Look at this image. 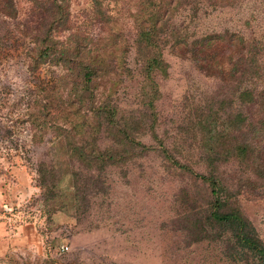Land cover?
Returning <instances> with one entry per match:
<instances>
[{
  "label": "rangeland",
  "instance_id": "obj_1",
  "mask_svg": "<svg viewBox=\"0 0 264 264\" xmlns=\"http://www.w3.org/2000/svg\"><path fill=\"white\" fill-rule=\"evenodd\" d=\"M12 1L0 0V264H250L226 230L209 229L202 241L191 231L209 195L208 183L197 177L208 172L201 122L210 114L217 129L226 127L230 109L221 108L222 101H234L235 114L243 89L237 80L199 70L201 53L194 55L192 43L216 32L240 33L263 47L262 68L264 0H171L162 36L167 69L152 72L157 90L145 71L150 52L138 41L141 0H103L104 21L91 0H70L85 52L107 64L95 80L93 104L118 106L150 124L147 101L156 103L157 138L138 135L154 149L106 171L71 159L66 136L73 131L64 117L73 112L74 81L56 66L30 69L37 50L33 0ZM217 52L228 67L231 51ZM34 117L47 122L41 135L22 120ZM99 136V146L112 145L105 131ZM233 159L222 175L240 188L241 208L264 242V175Z\"/></svg>",
  "mask_w": 264,
  "mask_h": 264
},
{
  "label": "trees",
  "instance_id": "obj_2",
  "mask_svg": "<svg viewBox=\"0 0 264 264\" xmlns=\"http://www.w3.org/2000/svg\"><path fill=\"white\" fill-rule=\"evenodd\" d=\"M8 1L13 4L12 0ZM91 2L95 17L104 21L106 19L104 1ZM171 2L141 0L142 10L139 13L141 18L139 22L137 21L140 23L138 41L143 49L150 52L145 64L148 83L156 90L157 84L152 72L155 69L166 72L168 65L162 56V36L166 38L168 18L164 12L166 13ZM33 4L37 19L36 27L30 29L37 33V50L31 54L30 69L35 72L42 64H48L51 68L56 66L66 69L74 81L76 98L69 100L73 112L71 114L67 112L64 117L73 131L67 132L66 136L70 143L71 159L79 164L84 163L88 169L106 171L111 166L126 164L135 156L146 155L154 149L138 138V135L150 132L157 138L155 130L158 119L154 98L151 97L147 101L150 116L153 117L150 124L147 123L145 116L124 115L118 106L112 104L102 103L95 106L93 104L95 80L107 64L99 59V55L95 56L91 51L85 52L84 38L82 39L72 27L70 0H33ZM14 8L12 5V11L15 12ZM45 19L47 25L43 27ZM24 33L30 35L29 31ZM179 37L186 43L187 37L183 35ZM192 46L195 56L198 50L201 53V58L195 57L199 70L206 75L212 76L217 73L226 79L237 80L238 88L243 86V89L238 95V109L235 114L232 113L235 112L234 101L231 99L222 101L221 108L227 106L230 109L226 117V127L217 129L210 114L206 121L201 122L204 133L203 158L208 172L198 173L197 177L208 183L209 195L206 196L207 205L202 211L204 214L193 220L191 231L195 233L198 241H202L208 238L209 229L214 227L224 229L231 235L233 248L238 251L240 257L248 261L250 258L253 259L250 264H264V242L252 220L241 208L238 199L240 188H232L233 183L222 175V168L225 164L235 161L233 158H238L240 160L238 162L245 164L247 170L252 169L264 175V66L260 68L257 59L263 54V47H258L257 43L240 33L230 31L202 35L192 43ZM219 49L223 53L231 51L228 67L224 62H219L220 55L217 52ZM233 56L237 58L234 59ZM258 113H261L260 117L254 115ZM22 120L31 122L35 128L32 133L34 136L41 135L47 125L46 120L39 117ZM103 131L110 136L112 145L99 146V135ZM234 132L238 133L235 142L231 140ZM45 170L39 169L43 192L47 190ZM76 196H79L78 193ZM201 210L202 207L198 211Z\"/></svg>",
  "mask_w": 264,
  "mask_h": 264
},
{
  "label": "built area",
  "instance_id": "obj_3",
  "mask_svg": "<svg viewBox=\"0 0 264 264\" xmlns=\"http://www.w3.org/2000/svg\"><path fill=\"white\" fill-rule=\"evenodd\" d=\"M62 251H64V247L62 248Z\"/></svg>",
  "mask_w": 264,
  "mask_h": 264
}]
</instances>
